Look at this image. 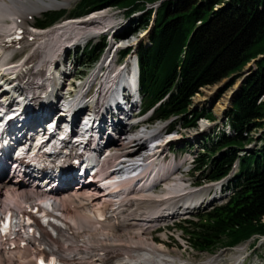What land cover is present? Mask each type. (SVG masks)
Returning a JSON list of instances; mask_svg holds the SVG:
<instances>
[{"label":"bare ground","instance_id":"obj_1","mask_svg":"<svg viewBox=\"0 0 264 264\" xmlns=\"http://www.w3.org/2000/svg\"><path fill=\"white\" fill-rule=\"evenodd\" d=\"M69 5V1L58 0H0V82L3 81L4 87L10 90L6 91L10 96L0 102V107L13 110L23 98L29 99L37 110L26 116L30 117L28 123L31 125L39 124L41 118L49 114L54 102L64 101L60 105L64 111L73 108L77 112L79 105L87 107L90 114L96 115V134L93 135L103 132L102 135L108 138L109 127L122 132L125 130L117 139L109 140L115 152L111 151L105 157V173L98 182L110 188L123 177L132 179L119 183L107 193L95 184H84L75 186L76 192L72 194L30 187V182L14 180L13 177L0 179V214L7 210L15 211L22 219L41 207L53 210L62 220L61 226L52 232L47 227H39L35 234L26 231L14 242L1 244L0 264H36V254L42 253L71 264H217L219 259L216 257L195 263L182 254H173L165 243H157L152 234L161 224L172 220L174 213L190 207L192 199L203 189L190 190L185 180L175 175L176 161L169 165L160 163L159 157L170 143L179 139L177 136L164 135L162 127L153 131L145 128L129 132L125 123V126L121 122L113 123L115 119L123 118V109L133 104L127 98L133 96L134 100L138 94L136 56L131 55L128 62L117 69L116 53L112 54L114 46L111 47L102 66L93 72L72 99L68 98L71 95L65 96V92L72 88L66 83L63 88L61 86L70 67L67 69L64 65L61 71L49 74V69L61 63L64 51L120 26L115 15L108 10L93 13L82 20H67L48 29H35L30 23L33 16L61 11ZM160 5L155 7L154 19ZM142 36L147 37L148 32ZM139 42L133 37L116 47L136 48ZM28 49L29 53L23 59L13 63ZM114 84L117 85L115 88ZM87 92H94L90 99L85 95ZM103 114H110L114 119L112 123L107 117L104 126ZM92 122L90 120L87 124ZM207 126L202 123L201 128ZM81 137L86 138L85 135ZM92 146H96L95 142ZM136 146L139 148L134 149ZM96 148L99 150V144ZM158 182L166 185L163 194H154L151 189ZM74 205L76 210H71ZM100 208L107 210L104 220L97 217ZM26 242L27 247H22ZM239 259L237 264L243 263L241 257Z\"/></svg>","mask_w":264,"mask_h":264},{"label":"trees","instance_id":"obj_2","mask_svg":"<svg viewBox=\"0 0 264 264\" xmlns=\"http://www.w3.org/2000/svg\"><path fill=\"white\" fill-rule=\"evenodd\" d=\"M161 1L154 19L155 10H148V5ZM106 8L124 9L127 18L144 12L124 38L149 30L154 22L151 45H140L138 51L142 109L145 114L155 109L153 121L177 118L170 131L196 128L204 116L214 121L210 112L190 110L194 96L228 79L232 86L256 60L227 114L231 135L221 134L204 144L194 163L197 178L208 182L223 180L239 163L226 186L233 194L179 228L198 253L211 254L221 246L263 237L264 0H79L69 12L44 15L36 26L46 29L63 17L82 18ZM106 47L105 41L90 44L81 54L84 64L94 65ZM128 54L122 51L121 58ZM250 146L254 147L249 150ZM257 244L255 239L252 248Z\"/></svg>","mask_w":264,"mask_h":264},{"label":"rangeland","instance_id":"obj_3","mask_svg":"<svg viewBox=\"0 0 264 264\" xmlns=\"http://www.w3.org/2000/svg\"><path fill=\"white\" fill-rule=\"evenodd\" d=\"M58 1H69L70 5L67 8L62 9L61 11H50L47 13L64 12V11L69 12L74 8V6L78 0H58ZM155 5L156 4L148 5V10H151V9L155 10V7L157 5L159 6L158 3L156 6ZM105 10H108V12L115 15V16L114 15L113 16H114V18L116 17V20H118L120 22V26L112 32L105 33L104 35H101L97 38H92L85 43H80L79 45L71 47V48H74L75 50L81 51V50H83L86 43H90V42L101 43L102 41L106 40V43H108V44L110 43L109 44L110 46L106 49V51L102 55L101 59L91 67L90 65H87V64L83 65L85 60H81V58L79 57V54L77 55L78 57L77 56L75 57L74 52L72 51L74 49H72V50L70 49L68 51H65V53H64V58H63V59H65V61L63 62L64 65H66L68 62L70 63L69 65L67 64V69H68V66L72 67V68H77L80 66V71L78 72V70L76 69V72H74V75L76 73L75 81H77L78 85H79V83H84L85 81H87L89 79V77L93 74V72L98 70V68L100 66H102L103 61L105 60V58L108 55L107 53H109L108 50H110L111 47L114 46V48H115L112 50V54L115 55V53H116V57L114 58L116 64H115V62H114V64H115V67L118 69L119 68L118 66L125 64V60L121 58V52L122 51H124V50L130 51V55L137 56V51H138V48L140 47V45H144L146 47L149 46V35L152 31L151 28L146 31V32H148V36L145 38H142L144 31H136L131 36H127L128 37L127 39H121L120 40V37H124L123 34L126 33V31L130 27L132 29L136 28L135 25H133V22L140 19L144 15V12H136L133 15H131L129 18H127L125 16V10L124 9L106 8ZM104 12H106V11H104ZM43 15H44V13L33 16V17L30 16V17H32V20L30 22L31 25L34 27L37 24V21L41 20L43 18ZM22 16L27 18L26 15H22ZM85 18H87V17H82V18H77V19H74V18H71L68 16L63 17L53 27H56L60 23L67 21V20H82ZM53 27H51V28H53ZM35 29H37V28H35ZM121 35H123V36H121ZM133 37L139 39V41H140L139 45L136 48L135 47L134 48L123 47V48L117 49V47H116L117 45L119 46L122 43H126L127 40H130V38H133ZM22 53L23 54H21L20 56H17L14 59L13 63H17L18 61L23 59V57H25V55H27L29 53V49L26 50L25 52H22ZM68 55L70 56L68 58V59H70L69 61H67V59H66V57ZM114 55H113V57H114ZM255 67H256L255 62H252L251 64H249L245 68L243 73L240 75V77H238L235 84H233L232 86L228 87L229 81H230V79H228V80L221 82L220 84H218L216 86H210V87L202 88L200 90V92L194 96L190 110L191 111H200V112L205 111L207 113L210 112L215 117L214 122L207 120V117H205V116L201 117V119L199 120V123H198L199 127L197 129H185L183 131H180L177 135V137L179 139L174 140L173 143H170L167 146L166 150L174 147L176 149V151H175V153H171L170 151H168V152H170V154L168 152H166L167 156H165V157L163 156L162 161L168 163V161H171L172 159L175 158V161L177 162V164L179 166L177 173L175 175L183 178L185 180L187 187L190 190H201V189L207 187L209 185V183H207L206 181H202V180L200 181L199 178H197L200 174H199V172L197 174H196V172L194 173L191 161L188 159V156H186V154L184 155V152H188L191 149L192 152H197V154H199L203 150L202 149L203 144H201L200 142H204V144H208V143H212L213 141L216 140L215 139L216 136H214V134L209 132V131H211L210 129L215 127V126H220L223 123H225V121L227 119L226 115L228 114L229 110L231 109V106L233 105L232 102H234L237 94L239 93L241 85H243L245 78L252 73V70L255 69ZM77 91H78V89L76 88L74 90V95H75V93H77ZM236 91H238V92L235 94ZM71 93L73 94V92H71ZM93 94H94V92L91 94L88 93V95H89L88 99H90V97H92ZM234 94H235V96L233 97ZM72 96L73 95H71V97H68V98L72 99ZM135 112H138V109H136ZM222 113H223V115L221 116ZM147 117L148 116H146L142 119H139V120L136 119L135 121H141L145 118L147 119ZM202 123L208 124V126L205 128V131L201 130L202 129L201 128ZM169 125H170L169 123L168 124L167 123L166 124H164V123H153L152 121L146 120L144 122H141L137 126L136 129H139V130L142 129L143 130V128L144 129L148 128L149 130L153 131L154 129H157L158 127H162L163 128L162 133L163 134H165V133L169 134V132H168V130L170 129ZM129 132H135V129H130ZM200 132L207 135V137H206L208 139L207 141L204 140L206 138L201 139L203 136L202 134L198 135V136H194ZM211 132H213V131H211ZM253 135L256 136L258 134L253 133ZM174 136L176 137V135H174ZM133 148L138 149L139 147L136 146ZM112 152H115V150ZM165 187H166V185H165V183H163L153 193L154 194H160V193L163 194ZM210 189H212V188H210ZM209 191L210 190H204L203 189V191L201 193H199L198 195H196L192 200L193 201L198 200V202L202 201L203 199L208 197ZM75 207H76V205L72 206L70 209L76 210ZM181 219L179 220V222L181 221ZM177 220L178 219H176L173 223L169 222V223L163 224L162 229H159L157 231L155 230L152 233L153 236L155 237V241L157 243H165L167 245L168 249L169 250L171 249L170 251L173 252V254H182L187 260H190V261L195 262V263H198L201 260H206L207 258H210V257H216L219 259L217 264H233V263L237 264L238 261L240 260L239 257H241V259L243 260V263H240V264H264V238L260 239L259 244L256 246L255 249H252V247H250L251 242H247V243L239 245L233 249L225 248V247L221 246L218 250L212 252L211 254L210 253H198L192 249L190 244L189 245L187 244V241H186L187 237L184 238L183 231L181 230V228H179L177 226L175 227L176 224L177 225L180 224L179 222H177ZM236 249L237 250L239 249V250L237 251ZM2 260H4V259H2ZM213 260H215V259H213ZM201 262H207V261H201ZM213 264H215V262Z\"/></svg>","mask_w":264,"mask_h":264},{"label":"water","instance_id":"obj_4","mask_svg":"<svg viewBox=\"0 0 264 264\" xmlns=\"http://www.w3.org/2000/svg\"><path fill=\"white\" fill-rule=\"evenodd\" d=\"M163 1H161L160 3H158L159 5L162 3ZM153 27H154V24L152 25V27H151V30L153 29ZM244 81V80H243ZM238 91H236L235 92V94L237 93ZM235 94L233 95V97L235 96ZM232 104H233V102H232Z\"/></svg>","mask_w":264,"mask_h":264}]
</instances>
